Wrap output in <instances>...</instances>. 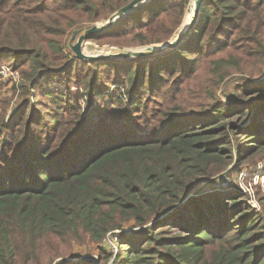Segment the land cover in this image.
I'll use <instances>...</instances> for the list:
<instances>
[{
    "label": "trees",
    "instance_id": "1",
    "mask_svg": "<svg viewBox=\"0 0 264 264\" xmlns=\"http://www.w3.org/2000/svg\"><path fill=\"white\" fill-rule=\"evenodd\" d=\"M130 1L0 0V68L21 74V103L8 123L0 114V264H92L68 260L88 239L102 244L99 264H264V192L258 208L233 184L202 186L264 160V0H203L166 53L78 58L73 30ZM186 8L150 0L92 39L164 43ZM44 76L81 87L92 108L72 93L39 98ZM234 76L235 96L221 99Z\"/></svg>",
    "mask_w": 264,
    "mask_h": 264
},
{
    "label": "rangeland",
    "instance_id": "2",
    "mask_svg": "<svg viewBox=\"0 0 264 264\" xmlns=\"http://www.w3.org/2000/svg\"><path fill=\"white\" fill-rule=\"evenodd\" d=\"M194 0H187V8H186V13L185 17L183 19L182 25L176 30L174 36L171 37L170 40H174L179 34L182 33L184 30L183 28L186 26L187 22L185 23V18L188 14V11L190 9V6ZM203 2V0H202ZM149 3V1L147 2ZM147 3H144L142 6L146 5ZM202 5V4H201ZM195 6V5H194ZM141 7V6H140ZM139 7V8H140ZM135 11V10H134ZM132 11V12H134ZM131 12V13H132ZM116 13V12H114ZM113 13V14H114ZM129 13V14H131ZM194 13V11H193ZM112 14V15H113ZM127 14V15H129ZM111 15V16H112ZM125 15V17L127 16ZM110 16V17H111ZM193 16V14H192ZM109 17V18H110ZM104 19L102 21L95 22L93 24L83 26L81 29H76V30H81L82 34L86 29L90 28L92 25L95 24H101L104 21H108V19ZM124 18V17H123ZM121 18V19H123ZM121 19H117L115 21V24L120 21ZM190 21V20H189ZM195 27V26H194ZM75 30H73L74 32ZM73 32L69 35L68 40H67V45H70L71 42L75 43L78 39V35H76L73 38ZM165 43V42H164ZM163 43H157V44H152V45H146V46H160ZM143 46H120V45H114L110 44L107 42H99L94 39H89L83 43V49L85 53H98L99 51L104 52V51H110V50H115V52H120L122 50H129V49H135V48H140ZM68 50V49H67ZM111 52V53H115ZM168 52V51H167ZM109 54V53H106ZM89 55V54H88ZM140 57H145V56H140ZM128 58V59H133ZM119 58H109V59H103L102 61H110V60H118ZM0 81L3 83L2 87L0 88V114L5 115V122L8 123L13 114L15 108H18V104L20 102V97L14 92V86L15 84L21 82V74L19 69L16 70L13 66L12 63L4 62L2 64V67L0 68ZM3 72V73H2ZM238 77L234 76L231 77L227 82L223 83L220 90L217 91V96L220 97L221 99L228 100L230 96H235V92L233 91L234 85L236 84ZM46 86L45 89L43 87ZM123 85H116L113 86L111 89L105 91L106 95H110L111 91L115 92L116 94L117 90L119 87H122ZM39 92H38V91ZM38 93L39 98H45V101L48 100L49 98H52L54 96H63L65 97L66 94L72 93V95L81 96V103L83 105V108L88 110V108H92L91 106V101H89L87 94L85 91L83 92L81 87H77L72 85L70 88L68 86H65L64 84H59V83H54L48 80V77L44 76L41 78L37 84L36 87H32V93ZM112 92V93H113ZM104 95L100 99L97 98L95 99L96 101L93 103L94 108H97L93 112V118H97L99 110L103 108L104 105H106L109 100V97ZM78 98V97H77ZM9 99V100H8ZM33 98L31 99V103H33ZM19 102V103H18ZM117 107V103H113L112 109L115 110ZM85 112V113H86ZM114 112V111H113ZM114 113H111L110 117H113ZM226 174V173H225ZM226 184V185H225ZM235 188H239L242 192L247 193L251 197L250 203L258 208H260V205L257 201V189L260 190L261 192H264V160L258 163L257 168L254 171H248L247 168L242 169L240 172H233L232 176L230 175H221L218 178L213 179L212 181H207L202 184L203 189L207 190L205 188H212V187H220L223 189V187H228L232 185ZM224 185V186H223ZM252 195V196H251ZM102 244L94 243L91 242L89 239L86 243L83 244H76L74 245L73 248V253L75 255V258H69L68 260L76 261V260H83L84 258L90 259L92 264H99L98 262V253H99V247ZM105 248H107L109 251H117L118 249V244L116 242V237L109 235L106 240L103 243ZM68 258V257H65ZM63 258H59L58 260H61Z\"/></svg>",
    "mask_w": 264,
    "mask_h": 264
},
{
    "label": "water",
    "instance_id": "3",
    "mask_svg": "<svg viewBox=\"0 0 264 264\" xmlns=\"http://www.w3.org/2000/svg\"><path fill=\"white\" fill-rule=\"evenodd\" d=\"M150 0H131L129 3L120 8L116 13H114L108 21H104L101 24L92 25L90 28L86 29L82 34L81 30H75L73 32V38L78 35V39L75 43L71 42L70 46L75 55L80 59L85 60H103L109 58H132L140 56H148L151 54L166 53L167 51L175 49L193 30L200 13V8L202 0H195L194 13L191 17L188 25L184 28L181 34H179L174 40L167 41L160 46H143L140 48L122 50L120 52L101 54V55H88L85 54L83 50V43L92 37L106 31L107 29L115 25L117 19L125 17V15L136 10L144 3Z\"/></svg>",
    "mask_w": 264,
    "mask_h": 264
},
{
    "label": "bare ground",
    "instance_id": "4",
    "mask_svg": "<svg viewBox=\"0 0 264 264\" xmlns=\"http://www.w3.org/2000/svg\"><path fill=\"white\" fill-rule=\"evenodd\" d=\"M194 5H195V0L192 2V4H191V6H190V9H189V11H188V14H187V16H186V18H185V23L187 22V24H186V26L188 25V23H189V20L191 19V17H192V14H193V11H194ZM185 26V27H186ZM184 27V28H185ZM183 28V29H184ZM84 50V49H83ZM111 52H115V50H110V51H104V52H101V51H99L98 53H85V54H89V55H101V54H106V53H111Z\"/></svg>",
    "mask_w": 264,
    "mask_h": 264
},
{
    "label": "built area",
    "instance_id": "5",
    "mask_svg": "<svg viewBox=\"0 0 264 264\" xmlns=\"http://www.w3.org/2000/svg\"><path fill=\"white\" fill-rule=\"evenodd\" d=\"M3 73V72H2ZM120 95L123 97V98H126V93L124 92V89L121 88L120 90ZM226 185V184H225ZM224 186V185H223ZM252 196V195H251Z\"/></svg>",
    "mask_w": 264,
    "mask_h": 264
}]
</instances>
